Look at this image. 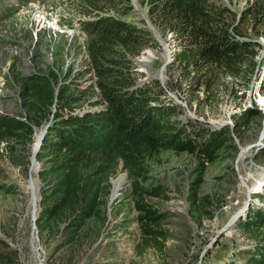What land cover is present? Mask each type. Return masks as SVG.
<instances>
[{"label":"trees","instance_id":"16d2710c","mask_svg":"<svg viewBox=\"0 0 264 264\" xmlns=\"http://www.w3.org/2000/svg\"><path fill=\"white\" fill-rule=\"evenodd\" d=\"M78 1L81 11L90 16L83 20L89 37L87 50L106 104L82 113H63L59 108L70 105L77 96L73 84L60 85L57 109L35 154L41 162L37 176L42 183L35 224L42 234H56L62 245L75 244L88 219L105 222L107 180L120 169L130 178L138 211L141 237L136 251L141 253L149 246L160 249L167 236L162 226L165 212L152 199L167 195L160 184L143 185L146 159L162 149L188 151L195 155L201 175L227 139L228 125L211 127L200 120L183 123L178 118L181 107L167 96L157 77L137 79L131 56L153 44L155 38L147 25L129 18L135 11L131 0ZM137 1L146 5L150 22L173 43V60L180 65L177 81H188L185 90H201L209 97L214 86L226 78L232 79L234 92L247 88L260 47L256 36L264 34V0H252L237 18L221 0ZM19 81L31 113L28 120L37 125L42 116L48 118L45 108L54 101L51 80L32 74ZM168 87L176 89L174 84ZM257 111L255 104L244 108L236 123L247 125ZM29 121L0 112V142L29 139L34 131ZM200 181L201 176L187 193L194 207L213 203L198 195ZM255 194L263 204L250 203L245 217L238 220L253 238V245L243 260L227 264H264V183ZM0 242L4 246L0 264H21L15 250L1 238Z\"/></svg>","mask_w":264,"mask_h":264},{"label":"rangeland","instance_id":"374dc122","mask_svg":"<svg viewBox=\"0 0 264 264\" xmlns=\"http://www.w3.org/2000/svg\"><path fill=\"white\" fill-rule=\"evenodd\" d=\"M223 1L233 8L243 4V0ZM49 6L72 11L74 17L67 20L68 23L82 13L78 0H0V59H5L7 54L4 30L8 27L17 30L19 21L16 19L21 22L25 19V25L34 16L35 9ZM133 7L135 11L129 18L147 25L155 38L153 44L134 56L137 79L157 77L165 85L167 96L181 107L179 120L183 123L205 121V125L211 127L228 125L227 139L216 157L206 163L201 175L195 155L188 151L162 149L146 159L147 175L143 185L149 188L160 184L167 195L152 199L165 212L162 226L167 229V236L160 249L149 246L138 253L135 248L141 237L138 211L130 190V178L120 169L117 176L107 180L110 189L106 195L103 224L94 218L88 219L82 237L72 245H62L56 234H42L38 230L31 217L30 181L33 178L36 183L38 201L42 183L37 176L41 162L35 156L36 137L41 136L49 116H42L37 125L30 119L34 131L29 139L22 141L17 137L0 142V238L15 250L21 264H227L230 260H243L253 245V238L238 225V220L245 217L250 203L263 204L255 193L264 183V153L261 152L264 148V102L259 100L261 96L264 98V34L256 36L260 47L247 88L234 92L232 79L226 78L206 97L201 90L197 93L185 90L186 79L177 81L180 65L173 60V43L150 22L145 4L135 0ZM17 11L25 12L26 18L21 14L15 19ZM55 39L46 40L44 47L46 50L54 45L57 47L53 65L58 67L65 41ZM74 44L77 46V41ZM49 55V51L41 52L40 58L47 60ZM14 70L22 75L19 69ZM66 76L67 71L63 79ZM68 82L74 85L73 90L81 103L92 100L94 93L84 74ZM169 84H174L176 89L168 87ZM0 103H10V97L0 95ZM53 103L45 108L48 115ZM253 104L257 113L247 125L237 124L243 109ZM19 115L23 117L22 113ZM30 115L28 110L25 117L29 119ZM120 176H124L125 183L113 199L114 180ZM199 176L198 195L207 196L213 203L194 207L187 193ZM38 208L36 203L35 217ZM3 248L0 242V249Z\"/></svg>","mask_w":264,"mask_h":264},{"label":"built area","instance_id":"2783aa9c","mask_svg":"<svg viewBox=\"0 0 264 264\" xmlns=\"http://www.w3.org/2000/svg\"><path fill=\"white\" fill-rule=\"evenodd\" d=\"M251 1L252 0H243V4H241L239 8H233L229 4L228 7L230 9L232 8L231 10L235 12L237 18L243 8L251 3ZM32 13L34 16L24 25L26 14L23 11H17L15 19L20 17L21 14L24 19L22 22L16 19L19 21V28L14 30L8 27L4 30L6 35V44L4 45L7 54L5 59H0V95L9 96L10 103H0V112L29 121L28 118L25 117L28 108L24 103L25 96L19 78L32 74H40L49 77L53 86L54 103L45 124L50 123L53 112L57 109L55 101L60 85L68 82V80H75L82 74L87 78V85L93 90L94 96L92 100L90 99L85 103H81L82 100L77 99L70 105H64L59 108V111L74 114L103 107L106 101L102 97L100 89L96 84L97 75L87 50L89 37L86 30L83 28L81 20L88 16L81 13L76 16L71 23H68L67 20L74 17V13L55 6H49L43 9L38 8ZM57 37L63 38L65 41L61 63L58 67L53 65L55 57L54 50L56 51L57 47L54 45L48 50L44 47L46 40H56L55 38ZM75 41H77V46L74 44ZM40 51L44 53H47V51L50 52L47 60L46 57L40 58ZM134 56L136 55L131 56L132 61ZM15 68L19 69L22 75L17 70L15 71ZM59 69L63 71L64 75L67 71V76L64 79V75H61ZM19 113H22L23 117H20Z\"/></svg>","mask_w":264,"mask_h":264},{"label":"bare ground","instance_id":"6f19581e","mask_svg":"<svg viewBox=\"0 0 264 264\" xmlns=\"http://www.w3.org/2000/svg\"><path fill=\"white\" fill-rule=\"evenodd\" d=\"M259 100L264 102V98L262 96H261V98ZM40 137L38 135L36 137V141H39V139H41ZM33 170H34V168H33ZM124 183H125L124 176H120V177H118L117 179L114 180V188H113V192H112V198L113 199H115L118 196V193H119L120 189L124 186ZM30 188H31V192H32L31 205L34 207V206H36V203H37V192H36L37 190H36V183H35L33 178L30 181Z\"/></svg>","mask_w":264,"mask_h":264},{"label":"water","instance_id":"95a60500","mask_svg":"<svg viewBox=\"0 0 264 264\" xmlns=\"http://www.w3.org/2000/svg\"><path fill=\"white\" fill-rule=\"evenodd\" d=\"M132 2H133V4L135 5V0H132ZM47 126H48V124H45L44 126H43V131H42V134H41V139H42V137H43V135H44V133H45V131H46V128H47ZM41 139H39V141H38V143H37V148H36V151L38 150V148H39V146H40V144H41ZM31 217H32V219L34 220L35 219V206L32 208V214H31Z\"/></svg>","mask_w":264,"mask_h":264},{"label":"clouds","instance_id":"9594fccd","mask_svg":"<svg viewBox=\"0 0 264 264\" xmlns=\"http://www.w3.org/2000/svg\"><path fill=\"white\" fill-rule=\"evenodd\" d=\"M133 3V2H132ZM82 13H84V12H82ZM85 14V13H84ZM86 15V14H85ZM88 17H86V18H83V19H81L82 20V24H83V20L84 19H87V18H89L90 16L89 15H87ZM84 28V27H83Z\"/></svg>","mask_w":264,"mask_h":264}]
</instances>
